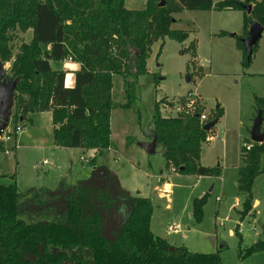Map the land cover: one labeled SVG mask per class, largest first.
<instances>
[{
  "label": "trees",
  "instance_id": "16d2710c",
  "mask_svg": "<svg viewBox=\"0 0 264 264\" xmlns=\"http://www.w3.org/2000/svg\"><path fill=\"white\" fill-rule=\"evenodd\" d=\"M161 1L146 0L141 10H128L125 0H0V62L11 63L7 78L16 82L14 121L30 123L28 115L51 112L55 147L95 150L100 156L111 147L113 76L135 81L148 76L146 63L155 43L164 39L185 43L188 34L172 30L175 14L212 9L246 12L244 7L251 6L243 39L251 22L264 28V0H226L216 5L213 0H163L159 7ZM29 31L31 40L22 42L14 55V40ZM237 46L243 54L241 65L247 68L251 58L246 57L242 39ZM195 49L193 42L181 53L195 55ZM68 59L79 65L72 88L65 86L66 74L55 66ZM126 97L124 110L134 102L132 96ZM254 101L264 119V99ZM202 113L164 118L159 104H154L148 138L161 148L165 168L182 176L217 178L219 167L206 168L199 161L208 138L203 128L216 125L223 113L217 107L205 125L199 122ZM7 145L0 141V154L8 152ZM263 157L264 143L247 141L240 150V220L254 211L252 191L256 178L264 174ZM95 160L90 162L93 166ZM13 178L0 175V264H222L218 253H192L154 235L151 200L118 189L110 192L103 183L68 191L64 224L25 223L19 219L20 195ZM205 200L206 195L192 203L197 224L203 219ZM85 251L89 259L82 255ZM239 255L263 256L264 238L240 249Z\"/></svg>",
  "mask_w": 264,
  "mask_h": 264
},
{
  "label": "rangeland",
  "instance_id": "374dc122",
  "mask_svg": "<svg viewBox=\"0 0 264 264\" xmlns=\"http://www.w3.org/2000/svg\"><path fill=\"white\" fill-rule=\"evenodd\" d=\"M224 1L226 0H213V5ZM237 1L243 3L245 0ZM145 3L146 0H125V7L128 10H141ZM247 16L244 11L182 10L173 16L175 21L172 30L188 34L185 44L169 39L155 43L146 63L148 76L138 77L136 81L132 77L113 76L115 111L111 122L114 133L112 140L120 151L117 161L101 158L93 169L90 163L93 155L86 157L84 164L79 158L80 151L52 150L53 133L49 128V121H39L31 129V125L26 122L16 123L12 118V110L7 129L14 132L15 126H20L23 133L16 138L22 139L18 141L13 154L14 142L11 145L10 142L7 143L11 148L7 153L0 154V175L14 176L13 182L20 195L19 219L28 224H64L66 195L78 186L96 183L97 187H101L100 184L103 183L110 192L118 189L133 195V191L137 190L140 195L147 194L156 182V179L152 180V175L157 178L165 165L160 147H156L154 154L147 155L136 143L142 138L151 142L148 137L152 130L154 104H159L160 115L164 118L191 116L196 111H203L208 116V121L213 118L218 106L223 116L217 126L208 132V138H213L203 144L199 163L207 168L218 166L220 176L206 177L200 180L198 186L195 185V178L184 176L189 178L183 179L180 188H175L174 191L176 200H182L184 205L179 212L174 213L177 217L175 221L181 227L180 233L167 235L164 232V228L166 230L173 222L172 211L163 214L160 221L153 220L152 232L167 236L169 243L192 253H218L222 264H264V255L247 259H242L239 255L240 249L244 251L264 238V174L254 182L252 215L243 220L237 215L242 203L236 188L237 168L241 165L239 154L249 138L251 118L256 116L254 98L264 99V31L253 48L247 68L241 65L243 54L237 46L243 40L244 19ZM30 40V31L18 34L12 44L13 54L17 53L22 42L28 43ZM193 42L196 46L195 55L182 54V45L187 46ZM203 60L205 63H201ZM4 68L8 75L11 63L5 64ZM155 79L158 85H155ZM188 93L196 94L202 102L198 99L188 109ZM126 94L132 96L134 102L129 109L124 110L121 107L127 103ZM44 116L48 118L47 115ZM120 127L123 135L118 139ZM28 137L38 139L40 146L33 144ZM121 140L125 141V149L132 146L133 152L125 151ZM9 156L11 159L7 161ZM44 161L46 164H43ZM8 164L10 166L7 168ZM262 167L264 168V157ZM165 170L174 173L172 168ZM205 195L203 219L197 224L191 216L192 203ZM236 200H240V203ZM178 202L175 201L176 204ZM154 216L160 217L161 214L153 206L152 217ZM236 232L240 236L237 237ZM82 255L85 259L90 258L89 251Z\"/></svg>",
  "mask_w": 264,
  "mask_h": 264
},
{
  "label": "crops",
  "instance_id": "0c3cea01",
  "mask_svg": "<svg viewBox=\"0 0 264 264\" xmlns=\"http://www.w3.org/2000/svg\"><path fill=\"white\" fill-rule=\"evenodd\" d=\"M264 31V30H263ZM185 44V43H184ZM183 46V48H186L187 46L186 45H182ZM196 61H197V59H195ZM205 63V61L203 60V61H201V63ZM60 68V70L61 71H63L66 75H65V85H66V83H67V81H68V79H69V77H71V80H72V83H73V86H74V74H75V72L79 69V65H77V64H75V63H73L72 61H68V60H64L63 62H61V63H58L57 64ZM56 65V67H58ZM69 65H76V67L75 68H73V67H70ZM113 83H114V78H113ZM114 85V84H113ZM68 88H72V87H68ZM115 88H114V86H113V95H112V98H113V101H115V99H114V95H115V90H114ZM189 94V93H188ZM194 95V94H193ZM194 96H196L199 100H201L200 99V97L199 96H197L196 94L194 95ZM201 102H202V100H201ZM203 104V103H202ZM121 105H124V104H121ZM203 106H204V104H203ZM218 107V106H217ZM115 107H113V109H112V111H111V118H110V131H111V136H110V140H111V147L107 150V151H104L100 156H97V153H96V151L95 150H91V151H83V150H80V149H74L75 151H80L81 152V155H79L80 157V160H82L83 161V163L85 164L86 162H85V158L86 157H88L89 155H93V158L92 159H94V158H96V160H95V165L93 166V169L94 168H96V165H97V162H98V160L99 159H101V158H105V159H109V158H111V159H113L114 161H117L118 160V152H120L119 151V148H117V144H114L113 143V140H112V137H113V135H114V133H113V128H112V115L114 114V111H115V109H114ZM44 115H47L48 116V118H46ZM223 116V115H222ZM43 117V118H42ZM114 117V116H113ZM35 118V119H34ZM255 117H252L251 118V125H250V127H249V129L248 130H250V128H251V126H252V122H253V119H254ZM27 120L28 121H30V123H28L29 125H31V129H34L35 127V125L38 123L39 124V121H44L45 123H46V121L48 122L49 121V128H51V130H52V133H53V125H52V116H51V112H44V113H36V114H31V115H28L27 116ZM221 119H219V121H220ZM20 122H22L21 120H19ZM219 121H218V123H219ZM27 123V122H26ZM122 123H123V121H122ZM217 123V124H218ZM217 124L216 125H214V127L213 128H215L216 126H217ZM263 124H264V122H263ZM263 124H262V127H261V129L263 130L264 129V127H263ZM212 128V129H213ZM212 129L210 130V131H212ZM22 133H23V128H22V131H21ZM21 133V134H22ZM119 138L118 139H121V137H122V135H123V133H122V130H121V127H120V132H119ZM18 136V135H17ZM16 136V137H17ZM19 136H20V134H19ZM53 136V135H52ZM121 136V137H120ZM14 138L13 137V139H12V141L9 143L10 145L14 142V149H13V151L11 152L12 154H13V152L17 149V143H18V141H20L22 138ZM29 139L28 140H30L33 144H38L37 142H38V139H36V138H30V137H28ZM213 137H209V138H207V141L205 142V143H208V142H210V141H212L211 139H212ZM146 139V138H145ZM249 140V138L246 140V142ZM122 141V147H124V149H125V141H123V140H121ZM250 141V140H249ZM53 142V141H52ZM137 143V147L143 152V153H145L139 146H138V144L139 143H149V142H147L146 140H143V138L141 139V140H139L138 139V142H136ZM10 145H9V147H10ZM39 145V144H38ZM113 145H115V148L113 147ZM40 146V145H39ZM203 146V145H202ZM11 148V147H10ZM52 150H56V149H62V148H57V147H55L54 145H52V148H51ZM202 149V148H201ZM133 150H134V148L131 146L130 148H128L127 150L125 149V151H127V152H129V153H131V152H133ZM109 151V153H107ZM12 154H11V156H12ZM146 154V153H145ZM0 156H2V155H0ZM201 156V155H200ZM201 158V157H200ZM239 158H240V154H239ZM10 159H11V157L9 156L8 157V159H7V161H10ZM44 162H46V161H44ZM10 164H11V162H9ZM10 164H8V165H6V167L8 168L9 166H10ZM241 166V165H240ZM240 166L237 168L238 170H239V168H240ZM203 167H206V166H203ZM218 167V166H217ZM207 168V167H206ZM208 168H210V167H208ZM11 175H13V174H11ZM157 178H156V176L155 175H152V180H155L156 179V182H155V184H152V186H151V188L149 189V192L147 193V194H145V195H140V193H139V191H133V195H130V196H134V197H141V198H148V199H150L151 200V202H152V205L156 208V209H158V212L161 214V216L160 217H152V222H151V225H150V228H151V231H152V225H153V220H156V221H160V218L163 216V214H167V212H169V211H172V213H173V222H172V224L171 225H169L167 228H166V230H165V228H164V232H166L167 233V235H170V234H177V233H180V231H181V227H180V225L177 223V221H175V219L177 218L176 217V215L174 214L175 212H179L183 207H184V205H183V203H182V200H180L179 202H178V200H176L177 198L175 197V194H174V191H175V188H180V183H181V181H183V179H187V178H189V177H187V178H184V176H182V175H179V174H176V173H171V171H167V170H165V165L162 167V169L159 171V173L157 174ZM193 178H195L196 179V186H198L199 184H200V180H204V179H206V177H197V176H192ZM7 180H5V182H6ZM167 188H168V190H167ZM236 188H237V182H236ZM122 191V190H121ZM123 192H125V191H123ZM125 193H127V192H125ZM128 194V193H127ZM202 197V196H201ZM200 197V198H201ZM175 201H177L178 202V204H176L175 203ZM238 203H240V200H236ZM239 206V205H238ZM237 208H239V207H237ZM236 210V209H235ZM191 216H192V213H191ZM188 230V229H187ZM153 233V232H152ZM154 234V233H153ZM159 234V235H158ZM155 235V234H154ZM156 236H158V237H160V238H162V239H167L164 235H162L161 233H157V235ZM168 240V239H167ZM169 241V240H168ZM171 246H173V247H176V245H173L172 243H169ZM177 248V247H176ZM179 248V247H178Z\"/></svg>",
  "mask_w": 264,
  "mask_h": 264
},
{
  "label": "water",
  "instance_id": "95a60500",
  "mask_svg": "<svg viewBox=\"0 0 264 264\" xmlns=\"http://www.w3.org/2000/svg\"><path fill=\"white\" fill-rule=\"evenodd\" d=\"M164 6V1L162 0L159 7ZM247 14L251 12V6L244 7ZM264 28L257 22H251L247 37L242 40L244 45V50L246 52L247 59L252 56L253 48L259 42ZM189 82V79H186ZM16 89V82L7 78L6 69L0 62V137L2 131L7 127L9 119L11 118L13 110V95ZM21 120V119H20ZM263 119V111L257 109L256 116L253 119L252 126L248 130L249 140L253 144L264 143V130L261 129ZM214 127V123L206 124L203 128L205 132H209ZM138 146L147 154L152 155L156 149V140L153 139L149 143H139Z\"/></svg>",
  "mask_w": 264,
  "mask_h": 264
},
{
  "label": "built area",
  "instance_id": "2783aa9c",
  "mask_svg": "<svg viewBox=\"0 0 264 264\" xmlns=\"http://www.w3.org/2000/svg\"><path fill=\"white\" fill-rule=\"evenodd\" d=\"M68 61H70V59H68ZM187 104L186 106L188 107V109H191L193 107V105L198 101V98L192 94H187ZM194 114V113H193ZM199 122L202 125H205L208 122V116L205 113H202L199 117ZM8 125L7 127L2 131V135L0 137V141H2L3 143H9L12 141L13 137L19 135L22 131V128L20 126H15L14 128V132H10L8 131ZM7 153V152H6ZM43 164H46V162H43ZM172 172L175 173V170L172 169Z\"/></svg>",
  "mask_w": 264,
  "mask_h": 264
},
{
  "label": "clouds",
  "instance_id": "9594fccd",
  "mask_svg": "<svg viewBox=\"0 0 264 264\" xmlns=\"http://www.w3.org/2000/svg\"><path fill=\"white\" fill-rule=\"evenodd\" d=\"M69 66H70V67H73V68L76 67V65H69ZM65 86H66V87H73V83H72L71 77H69V79H68V81H67V83H66Z\"/></svg>",
  "mask_w": 264,
  "mask_h": 264
},
{
  "label": "bare ground",
  "instance_id": "6f19581e",
  "mask_svg": "<svg viewBox=\"0 0 264 264\" xmlns=\"http://www.w3.org/2000/svg\"><path fill=\"white\" fill-rule=\"evenodd\" d=\"M167 190H168V188H167Z\"/></svg>",
  "mask_w": 264,
  "mask_h": 264
}]
</instances>
